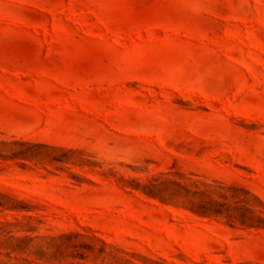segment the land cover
<instances>
[{
    "label": "rangeland",
    "instance_id": "obj_1",
    "mask_svg": "<svg viewBox=\"0 0 264 264\" xmlns=\"http://www.w3.org/2000/svg\"><path fill=\"white\" fill-rule=\"evenodd\" d=\"M0 264H264V0H0Z\"/></svg>",
    "mask_w": 264,
    "mask_h": 264
}]
</instances>
